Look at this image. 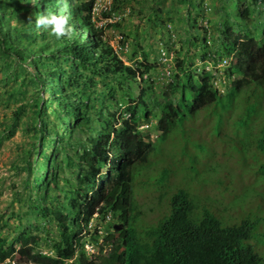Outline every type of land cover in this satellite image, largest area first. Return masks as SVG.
<instances>
[{"label":"trees","instance_id":"1","mask_svg":"<svg viewBox=\"0 0 264 264\" xmlns=\"http://www.w3.org/2000/svg\"><path fill=\"white\" fill-rule=\"evenodd\" d=\"M29 3L0 0V102L14 103L13 121L6 126L9 136L26 113L25 129L31 137L19 159L32 176L24 182L28 192L16 194L25 210L0 215V230L14 233L10 240L19 246L0 236V261L17 254L35 264H66L71 259L72 264H264V259L243 246L252 236L250 222L223 226L208 213L194 220L189 194L179 190L167 209L146 223L134 196L137 186L167 182L165 166L159 171L150 158L161 142L179 141L187 151L185 137L193 143L194 136L193 129L185 132V125L203 111L202 136L223 127L247 136L248 129L259 127L254 150L261 155L264 173V116L255 120L262 114L264 75L254 78L256 88L249 92L235 78L229 100H224V95L212 89L210 74L200 79L184 74L181 62L174 67V82L165 95L146 84L134 105L125 108L124 113L136 118L131 127L125 118L117 121L115 110L125 95L133 96L129 83L136 69L118 60L100 39L102 31L95 33L99 44L78 40L65 44L45 28L37 31L35 17L43 14L40 9L33 11ZM241 49L250 52L247 45ZM201 53L209 61L219 58L215 49ZM149 67L145 66V72ZM242 72L241 67L236 70ZM189 87L196 89L192 101L188 100ZM31 90V103L21 102ZM207 115L214 120H207ZM115 122L120 123L116 131ZM142 123H151L150 129L160 133L155 142L145 140L136 129ZM142 169L153 174L140 178ZM94 214L96 221H105L107 216L118 220L122 230L111 231L109 225L105 236L90 232L82 236ZM148 226L149 230H141ZM98 237L102 238L99 255L88 260L84 244L89 238L98 244ZM48 241L53 251L49 256L41 253Z\"/></svg>","mask_w":264,"mask_h":264},{"label":"clouds","instance_id":"2","mask_svg":"<svg viewBox=\"0 0 264 264\" xmlns=\"http://www.w3.org/2000/svg\"><path fill=\"white\" fill-rule=\"evenodd\" d=\"M167 1H170L169 5L166 4ZM54 4H58L59 9L49 10ZM29 5L33 11L40 9L43 14L35 17L37 31L45 28L51 36L63 40L65 44H70L73 40L91 44L96 39L95 33L102 31L100 39L110 46L118 60L124 66L136 69L135 78L129 83L132 88L128 87L133 96L125 95V99L115 110L117 121L125 118L131 127L136 118L131 117L127 111L124 113L125 108L134 105L133 100L140 96L141 89L146 84L152 86L156 94L165 95L174 82V67L181 62L184 74L197 79L210 74L212 89L219 95H224V100H229L228 90L235 78H239L241 85L249 92L256 88L254 78L264 75V0H30ZM157 10L161 12L154 13ZM45 14L48 18H45ZM130 19L132 28L124 25ZM95 42L99 44V40ZM242 44L247 45L250 52H244ZM200 49H215L219 58L209 61ZM146 65L150 66L148 72H145ZM240 67L243 72L238 74L236 70ZM231 69L235 71L232 75ZM138 70L144 73L141 75ZM179 75L182 76L183 73L180 72ZM188 93V100H194L196 89L189 87ZM239 99L238 97L237 102ZM260 105L262 114L256 116V121L264 116V94ZM199 114L185 125V132L193 129ZM150 122L157 123L156 120ZM116 123H112L114 131L120 126V123ZM150 128L151 123H142L136 127L144 134L145 140L155 142L160 133ZM157 157L155 164L165 166L161 155ZM142 171L143 169L140 174ZM97 217V214L93 215L87 226L88 230L84 229L82 236L86 232L99 237L105 236V228L109 225L111 231L122 230V223L118 220L113 219L117 222L113 224L109 216L105 221H96ZM10 233V238H13L14 233ZM96 236L92 238L97 239ZM88 240L84 244V251L88 260H92L99 255L102 238L98 239V244L92 243L90 238ZM11 242L14 247L19 248L17 242ZM49 244V241L46 245L43 244L42 254H53ZM19 261L35 264L21 259L17 254L5 258L0 264H19ZM72 262L73 259L66 264Z\"/></svg>","mask_w":264,"mask_h":264},{"label":"rangeland","instance_id":"3","mask_svg":"<svg viewBox=\"0 0 264 264\" xmlns=\"http://www.w3.org/2000/svg\"><path fill=\"white\" fill-rule=\"evenodd\" d=\"M170 1L166 4L169 5ZM59 9L58 4L49 10ZM131 19L126 20L130 28ZM33 92V90H31ZM32 94L21 102L31 103ZM17 104V103H15ZM14 103L0 102V215L11 211L25 210L18 203L16 194H26L24 182L28 175L24 163L19 159L23 150H28L31 134L26 131V113L18 119L13 135H8V127L13 121ZM217 116V115H216ZM52 119V118H50ZM204 111L196 118L191 136L185 137L189 144L187 151L179 141L159 143L151 158L156 162L161 155L167 169L166 183L157 186H137L134 193L138 210L146 223L167 209L171 197L179 190L188 192L193 203V219L197 220L205 213L217 218L223 226H240L244 222L252 224L251 238L243 242L254 254L264 259V173L259 154L254 150L260 135L258 129H248L247 136L242 131L220 128L217 132L201 135ZM212 122L214 118L207 115ZM222 120H225L222 119ZM255 120H257L255 118ZM225 126V125H223ZM227 127V126H225ZM48 149V153H50ZM161 171L159 164L154 165ZM147 173L143 170L140 178ZM149 175L153 173L148 172ZM156 170H154V174ZM144 174V175H143ZM116 224V220H113ZM9 224L12 220L8 221ZM151 226L141 230H149ZM8 229L0 230V236L11 239ZM19 264H29L19 261Z\"/></svg>","mask_w":264,"mask_h":264},{"label":"water","instance_id":"4","mask_svg":"<svg viewBox=\"0 0 264 264\" xmlns=\"http://www.w3.org/2000/svg\"><path fill=\"white\" fill-rule=\"evenodd\" d=\"M116 229H118V227H115Z\"/></svg>","mask_w":264,"mask_h":264}]
</instances>
